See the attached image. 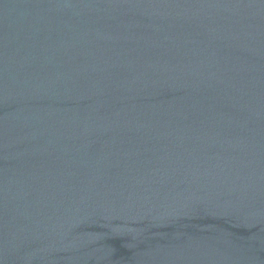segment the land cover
<instances>
[{
  "label": "water",
  "instance_id": "obj_1",
  "mask_svg": "<svg viewBox=\"0 0 264 264\" xmlns=\"http://www.w3.org/2000/svg\"><path fill=\"white\" fill-rule=\"evenodd\" d=\"M0 264H264V0H0Z\"/></svg>",
  "mask_w": 264,
  "mask_h": 264
}]
</instances>
